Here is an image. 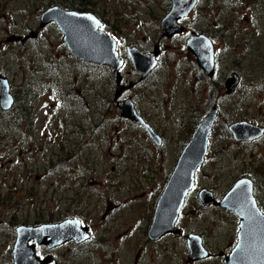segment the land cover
Returning <instances> with one entry per match:
<instances>
[{
	"label": "rangeland",
	"instance_id": "rangeland-1",
	"mask_svg": "<svg viewBox=\"0 0 264 264\" xmlns=\"http://www.w3.org/2000/svg\"><path fill=\"white\" fill-rule=\"evenodd\" d=\"M81 1L0 0V74L15 99L14 116L0 115V264H13L16 226L65 217L87 225L90 239L52 250L41 245L37 255L50 254L58 264H223L239 219L229 209L204 205L198 191L205 188L219 201L248 177L264 212V134L243 142L227 127L240 120L264 127V0H198L181 20L183 31L172 37L160 25L170 0ZM52 5L99 17L123 59L119 83L108 66L78 59L55 24L39 27L40 14ZM28 30L37 37L8 40ZM191 31L213 42V76L186 48ZM127 46L145 53L158 47L157 65L142 80ZM233 72L239 83L229 94L224 81ZM127 98L160 144L120 115L117 100ZM215 103L220 116L175 222L180 232L151 240L147 229L158 196ZM190 233L201 237L208 257L187 258Z\"/></svg>",
	"mask_w": 264,
	"mask_h": 264
},
{
	"label": "water",
	"instance_id": "water-1",
	"mask_svg": "<svg viewBox=\"0 0 264 264\" xmlns=\"http://www.w3.org/2000/svg\"><path fill=\"white\" fill-rule=\"evenodd\" d=\"M197 0H170L168 12L161 18L160 25L164 36L172 37L182 32L184 26L180 20L194 8ZM91 18V19H90ZM55 22L63 35L66 47L80 60L106 65L112 69L116 82L121 81L120 67L123 60L116 50L115 39L99 29L101 20L90 11H74L53 5L46 8L39 17V27ZM28 36L35 32L29 30ZM8 40H22L14 36ZM187 50L195 57L196 64L208 76L214 74V48L209 37L189 32L185 41ZM126 53L134 69L140 73V80L147 76L157 64L158 47L151 53H145L137 47L127 46ZM239 83V76L233 72L224 81L227 93H231ZM132 85V83H130ZM116 91V97L120 94ZM14 102L8 78L0 74V108L7 110ZM120 115L137 125H143L150 137L157 143L160 139L152 128L137 113L130 98L117 100ZM218 113L214 104L200 120L188 143L182 149L175 167L168 178L154 209L151 224L147 230L150 239H157L166 233H179L175 226L179 209L187 192L192 188L194 172L202 164L207 150L208 135L212 130ZM235 140H253L264 133V127L241 120L228 125ZM253 182L248 177L237 179L220 201H216L211 191L202 188L198 192L204 204H215L229 209L239 218L237 241L230 253L224 258V264H264V212H262L252 194ZM12 248L13 264H49L50 255L40 258L35 246L44 244L48 248L60 245L70 239L81 242L89 237L86 226L78 219H64L55 223L37 225H18ZM48 238V239H47ZM189 260L205 258L209 253L201 243V237L194 233L186 237ZM57 264V263H56Z\"/></svg>",
	"mask_w": 264,
	"mask_h": 264
},
{
	"label": "flooded vegetation",
	"instance_id": "flooded-vegetation-1",
	"mask_svg": "<svg viewBox=\"0 0 264 264\" xmlns=\"http://www.w3.org/2000/svg\"><path fill=\"white\" fill-rule=\"evenodd\" d=\"M80 3H81V5H82V1H81V0H80ZM82 7H83V6H82ZM64 8H65V7H64ZM68 9L80 10V9H76V8H68ZM80 11H82V10H80ZM48 24H55V23L50 22V23H48ZM48 24H47V25H48ZM45 26H46V25H45ZM45 26H44V27H45ZM28 31H29V30H28ZM29 34H30V33H29ZM26 35H27V34H26ZM26 35H24L23 37H21L22 40H18V41H19V42H23V41L26 40L27 38H36V37H37V32H35V35H34V36H31V35H30V36L27 37ZM23 38H25V39H23ZM121 95H122V94H121ZM244 142H252V141H244ZM65 218L67 219V218H75V217H65ZM65 218H64V219H65ZM151 240H152V239H151ZM155 240H156V239H155ZM71 242H72V241H68V242H66V243H71ZM66 243H64V244H66ZM64 244H63V245H64ZM78 244H79V243H78ZM61 246H62V245H61ZM61 246H60V247H61ZM39 247H40V246H39ZM58 248H59V247H58ZM53 249H54V248H53ZM50 250H52V249H50ZM50 250H49V251H50ZM209 255H210V253H209ZM53 260H54V259H53ZM54 263H55V261H54Z\"/></svg>",
	"mask_w": 264,
	"mask_h": 264
},
{
	"label": "trees",
	"instance_id": "trees-1",
	"mask_svg": "<svg viewBox=\"0 0 264 264\" xmlns=\"http://www.w3.org/2000/svg\"><path fill=\"white\" fill-rule=\"evenodd\" d=\"M77 6L80 7V4L77 5ZM73 8H75V7H73ZM215 63H216V69H217V62H215ZM5 113H9L10 114V116H7V120H9L10 117H13L14 116V115H11L10 110L9 111H3V110L0 109V115L4 116ZM19 113H20V111H18V113H17L18 116L20 117L21 114H19ZM18 116H15V117L18 118ZM219 116H220V112H219L218 118H219Z\"/></svg>",
	"mask_w": 264,
	"mask_h": 264
},
{
	"label": "snow or ice",
	"instance_id": "snow-or-ice-1",
	"mask_svg": "<svg viewBox=\"0 0 264 264\" xmlns=\"http://www.w3.org/2000/svg\"><path fill=\"white\" fill-rule=\"evenodd\" d=\"M91 19V18H90Z\"/></svg>",
	"mask_w": 264,
	"mask_h": 264
}]
</instances>
